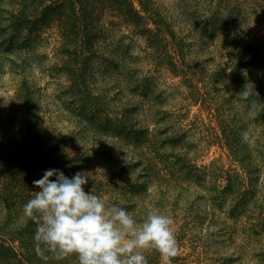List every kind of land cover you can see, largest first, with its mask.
<instances>
[{"label": "rangeland", "instance_id": "1", "mask_svg": "<svg viewBox=\"0 0 264 264\" xmlns=\"http://www.w3.org/2000/svg\"><path fill=\"white\" fill-rule=\"evenodd\" d=\"M37 1L42 4L37 11L50 2ZM129 1L141 11L140 26L103 12L99 30L115 23L108 27L109 37L98 38L95 54L78 50L76 61L62 52L64 41L55 26L25 41L27 28L17 29L11 19L20 1L0 0L1 116L28 96L47 137L62 139L64 154L87 158L90 182L93 176L101 181L99 196L125 208L138 222L150 212L172 218L179 243L173 264H264L259 210L253 202L236 209L229 197L219 196L225 184L222 170L239 165L232 162L228 147L215 139L227 128L239 131L241 144L245 131L253 140L264 135V126L253 124L241 100L253 93L244 92L246 85L264 94V50L259 49L254 64L259 63L254 75L260 77L244 85L233 75L247 78L248 69H233L226 52V37L234 32L243 33L246 42L255 37L264 42V0ZM214 14L215 24L206 26ZM159 39L167 44L170 58ZM117 42L122 48L118 54ZM81 60L85 64L79 63L83 67L76 72L80 79L63 63ZM143 89L149 92L146 96ZM106 119L105 128L101 123ZM124 124L126 130L143 132L145 142L110 130ZM162 131L178 138L172 144L167 140L154 153L147 134L156 138ZM145 159L152 161L153 178L144 172ZM259 181H264L263 170ZM145 254L149 264H162L158 253Z\"/></svg>", "mask_w": 264, "mask_h": 264}, {"label": "trees", "instance_id": "2", "mask_svg": "<svg viewBox=\"0 0 264 264\" xmlns=\"http://www.w3.org/2000/svg\"><path fill=\"white\" fill-rule=\"evenodd\" d=\"M19 1L20 9L11 14V19L17 29L19 27L27 28L28 33L25 41L36 38L43 28L55 26L57 34H60L59 37L64 41L62 52L76 61L79 55L78 50L83 52L88 49V53L95 54L94 46L98 38L100 36L109 37L110 29L108 27L114 26L115 23L110 21L109 25L107 24V36L106 29L99 30L98 19L103 12L109 11L113 16L115 14V18H118L122 23L128 21L135 23L137 27L143 20L141 11L139 12L129 0H50L49 5L45 6L42 11H37L39 6L42 7V4L40 5L37 0ZM30 8L33 9V12L28 13ZM144 10L146 9L144 8ZM154 16H157L159 21V15ZM216 17L214 14L213 21L210 20L206 26H213ZM102 18L104 19V16ZM161 20L163 24L162 17ZM154 22L156 23L155 20ZM163 29L169 34L166 28ZM240 33L234 32L226 37V42H228L226 46L229 48H226V52L231 59L230 63L233 69L236 67L239 70L248 69L247 73L250 78L233 75L237 76V80L242 81L241 83L244 85L251 82L252 77L258 76L254 75V70L259 63L256 66L254 64L259 59V49L264 50V42L263 37H255L253 42H246L243 39V33ZM159 41L160 46H164L162 48L164 55L170 58L171 55L167 54V44L164 39H159ZM70 46L71 48H69ZM120 48L121 45H118L117 42L116 54L119 53ZM175 50L179 52V49ZM160 54L163 56L161 51ZM84 62L81 60L71 64V62L65 61L63 64H65L64 67L68 73L75 75L78 70H82ZM79 63L83 64L82 67ZM181 66L183 70L185 65L181 64ZM75 76L81 79V73ZM243 90L254 93L242 97L243 108L252 113L253 124L264 126V109L262 108L264 94L261 92L262 90L257 86L250 89L247 85ZM142 93L146 96L149 92L147 89H143ZM33 107L34 103L27 96L24 97L23 102L15 106V109H11L3 116L0 113V264H78L77 258L74 256L63 260L49 258L47 261L39 258L35 252L33 239L36 226L23 213L24 205L33 197L34 191L38 190L34 188L33 181L42 178L46 170L59 169L69 178L77 172L88 173L87 158L64 154L62 151L63 140L57 139V137H47L43 122L35 115ZM107 120L101 123L105 128ZM126 128L127 126L124 124V127L118 125L110 130L116 136L124 132L122 137H126L125 139L133 138L145 142L143 132L131 131L130 128L126 130ZM238 132L227 128V132L222 133V138L215 134V139L228 147L232 162L240 167L226 169L227 171L222 170L221 175L225 184L218 189L219 196L223 200L229 197L236 209L248 207L253 202L255 209L259 210L256 215L257 223L262 225L264 222V181L260 184L259 173L261 170L264 171V135L254 139V145L250 146L245 142L240 143ZM152 135L154 134L151 136L147 134V141L154 153H157L154 149L165 144L167 140L172 144L178 138L175 135L167 137L166 132L163 131L161 134H157L156 138H153ZM162 135V141H159ZM258 162L260 164H257ZM152 165L151 159H147L144 165V172L150 178L156 174ZM169 166L168 164L166 168ZM99 181L98 177L93 176L92 183L89 179L85 185V191L91 190L94 195L99 196L102 189L101 181ZM17 242L16 247L15 243Z\"/></svg>", "mask_w": 264, "mask_h": 264}, {"label": "clouds", "instance_id": "3", "mask_svg": "<svg viewBox=\"0 0 264 264\" xmlns=\"http://www.w3.org/2000/svg\"><path fill=\"white\" fill-rule=\"evenodd\" d=\"M242 141L254 145L245 131ZM86 172L71 178L59 169H48L33 181L37 191L23 207L32 221L36 255L63 260L76 257L78 264H149L145 253L159 254L162 264H173L179 243L173 220L150 212L138 222L125 208L85 191Z\"/></svg>", "mask_w": 264, "mask_h": 264}]
</instances>
